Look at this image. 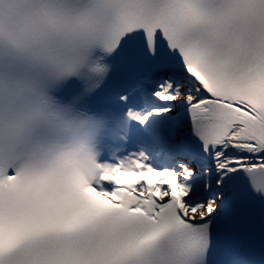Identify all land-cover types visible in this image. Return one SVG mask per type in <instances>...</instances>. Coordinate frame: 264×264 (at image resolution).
Here are the masks:
<instances>
[{"label":"snow or ice","instance_id":"obj_1","mask_svg":"<svg viewBox=\"0 0 264 264\" xmlns=\"http://www.w3.org/2000/svg\"><path fill=\"white\" fill-rule=\"evenodd\" d=\"M0 264H264V0H0Z\"/></svg>","mask_w":264,"mask_h":264}]
</instances>
